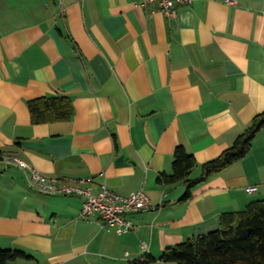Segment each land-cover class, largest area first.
I'll list each match as a JSON object with an SVG mask.
<instances>
[{
	"label": "crops",
	"instance_id": "0c3cea01",
	"mask_svg": "<svg viewBox=\"0 0 264 264\" xmlns=\"http://www.w3.org/2000/svg\"><path fill=\"white\" fill-rule=\"evenodd\" d=\"M143 1L0 0L4 157L93 193L103 183L122 196L143 188L158 206L129 214L136 228L119 234L79 217L84 195L37 191L0 160V248L29 255L14 264L159 259L220 229L223 213L264 200V129L190 198L187 182L160 180L178 146L201 165L264 112V0H193L176 18ZM56 95L71 98L73 117L34 122L30 101Z\"/></svg>",
	"mask_w": 264,
	"mask_h": 264
},
{
	"label": "trees",
	"instance_id": "16d2710c",
	"mask_svg": "<svg viewBox=\"0 0 264 264\" xmlns=\"http://www.w3.org/2000/svg\"><path fill=\"white\" fill-rule=\"evenodd\" d=\"M29 107L36 123L64 121L73 117L74 106L68 96H43L31 100ZM264 129V112L253 117L246 129L235 139L232 146L218 157L199 164L194 154L185 146L177 147L173 159V174H162L165 183L185 181L188 189L184 199L190 198L193 189L246 157L253 148L257 135ZM4 159L0 150V160ZM201 166L198 178L192 172ZM29 257L21 249L0 248V264H14L20 258ZM264 264V200L250 203L240 211L225 212L221 228L164 250L162 256L148 254L131 264Z\"/></svg>",
	"mask_w": 264,
	"mask_h": 264
},
{
	"label": "built area",
	"instance_id": "2783aa9c",
	"mask_svg": "<svg viewBox=\"0 0 264 264\" xmlns=\"http://www.w3.org/2000/svg\"><path fill=\"white\" fill-rule=\"evenodd\" d=\"M227 1L231 4L235 3V0ZM192 2L193 0H144L142 5L155 4L164 15L176 18L179 7ZM4 160L8 165H16L25 170L30 186L37 191L46 194L84 195L86 199L79 212V217L96 216L101 220L102 227H114L119 234L136 228L133 220L128 217L129 214L147 209H158L143 188H139L129 196H122L103 183L99 191L93 193L92 188L73 185L57 176L47 175L17 156H5ZM82 181H91V178H85ZM247 191L254 192L255 188L249 187Z\"/></svg>",
	"mask_w": 264,
	"mask_h": 264
},
{
	"label": "rangeland",
	"instance_id": "374dc122",
	"mask_svg": "<svg viewBox=\"0 0 264 264\" xmlns=\"http://www.w3.org/2000/svg\"><path fill=\"white\" fill-rule=\"evenodd\" d=\"M156 264H162V263H156Z\"/></svg>",
	"mask_w": 264,
	"mask_h": 264
}]
</instances>
